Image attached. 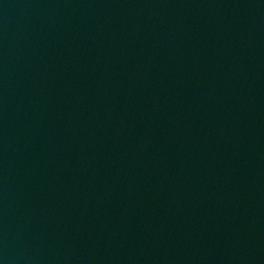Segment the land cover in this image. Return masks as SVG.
Returning <instances> with one entry per match:
<instances>
[{
  "label": "water",
  "instance_id": "water-1",
  "mask_svg": "<svg viewBox=\"0 0 264 264\" xmlns=\"http://www.w3.org/2000/svg\"><path fill=\"white\" fill-rule=\"evenodd\" d=\"M0 264H264V0H0Z\"/></svg>",
  "mask_w": 264,
  "mask_h": 264
}]
</instances>
